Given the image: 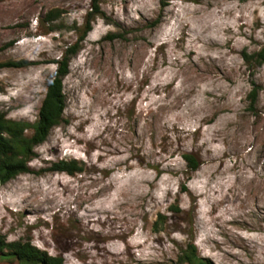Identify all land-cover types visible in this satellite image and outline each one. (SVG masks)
I'll list each match as a JSON object with an SVG mask.
<instances>
[{
    "label": "rangeland",
    "instance_id": "rangeland-1",
    "mask_svg": "<svg viewBox=\"0 0 264 264\" xmlns=\"http://www.w3.org/2000/svg\"><path fill=\"white\" fill-rule=\"evenodd\" d=\"M93 1L0 0L8 119L38 120L79 45L61 122L0 184V235L65 264H185L189 244L211 264H264V0H98L94 17Z\"/></svg>",
    "mask_w": 264,
    "mask_h": 264
},
{
    "label": "trees",
    "instance_id": "trees-1",
    "mask_svg": "<svg viewBox=\"0 0 264 264\" xmlns=\"http://www.w3.org/2000/svg\"><path fill=\"white\" fill-rule=\"evenodd\" d=\"M170 0H160L162 6H166ZM98 0H94L91 6L90 16L100 13ZM55 11L48 13L49 21H53ZM89 22H92L90 19ZM85 26L84 36L91 30V24ZM79 45L75 43L68 47L61 60L57 61V72L48 85L46 96L40 108L38 120L31 124L29 122L13 121L0 113V184H5L16 176L29 171L28 161L33 156L36 146L43 143L48 137L51 129L58 125L63 117L66 107V98L63 91V79L69 71V58L78 52ZM247 58L249 55H246ZM258 64L264 63V46L253 55ZM7 65H19V63H6ZM33 129V134L28 136L26 132ZM191 171H196L200 162L192 154L185 155ZM55 169L74 174L83 170L76 160H61L55 165ZM0 254L4 257L15 258L21 264H65L62 256H54L46 251L40 250L30 241L7 242L0 235ZM182 262L185 264H211L210 261L197 252L194 244H189L182 252ZM145 264V263H135Z\"/></svg>",
    "mask_w": 264,
    "mask_h": 264
}]
</instances>
